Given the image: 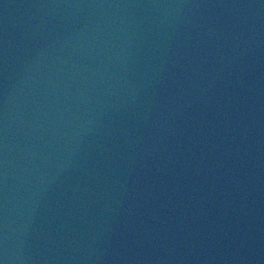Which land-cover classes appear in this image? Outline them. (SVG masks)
<instances>
[{
  "label": "water",
  "instance_id": "obj_1",
  "mask_svg": "<svg viewBox=\"0 0 264 264\" xmlns=\"http://www.w3.org/2000/svg\"><path fill=\"white\" fill-rule=\"evenodd\" d=\"M0 264H264V0H0Z\"/></svg>",
  "mask_w": 264,
  "mask_h": 264
}]
</instances>
